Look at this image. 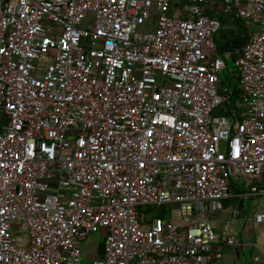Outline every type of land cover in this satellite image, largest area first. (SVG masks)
Here are the masks:
<instances>
[{"label":"built area","instance_id":"obj_1","mask_svg":"<svg viewBox=\"0 0 264 264\" xmlns=\"http://www.w3.org/2000/svg\"><path fill=\"white\" fill-rule=\"evenodd\" d=\"M234 180L264 198V0H0V264H208Z\"/></svg>","mask_w":264,"mask_h":264},{"label":"crops","instance_id":"obj_2","mask_svg":"<svg viewBox=\"0 0 264 264\" xmlns=\"http://www.w3.org/2000/svg\"><path fill=\"white\" fill-rule=\"evenodd\" d=\"M249 33L248 26L237 14L223 19L217 37L226 43V49L222 51L226 60L229 57L234 58L241 51ZM260 200L264 201V198L246 196L239 182H232L231 197L225 201L224 209L209 217L219 239L213 247L212 258L208 264H264V222L256 221V215L260 212H257L259 203L257 206L254 203ZM14 225L17 232L18 222ZM232 235L237 238V243L228 245L226 239ZM18 237L16 235V239ZM101 254L98 252L96 257L102 256Z\"/></svg>","mask_w":264,"mask_h":264},{"label":"rangeland","instance_id":"obj_3","mask_svg":"<svg viewBox=\"0 0 264 264\" xmlns=\"http://www.w3.org/2000/svg\"><path fill=\"white\" fill-rule=\"evenodd\" d=\"M154 14L152 15V17ZM94 17L93 12H88L87 17L82 21L80 27L84 28L88 24H90L92 18ZM151 26L148 28L147 26H140L138 27L139 32L151 30ZM236 64L235 59L232 57L227 58V69L221 74L222 80L226 79L230 72H236ZM256 206L259 203V208L257 209V212L264 213V201L260 200L257 202ZM179 205L177 204H167V205H154V206H146L141 207L139 209V212L141 215H144L147 219L151 220L154 217H162L165 221H177V218L179 216ZM19 222V221H18ZM99 249H101L102 253L104 252V235H94L91 236V238H88L87 241L83 243L82 250L84 251L85 256L83 257L84 262H89L93 257H96V255L99 252ZM94 259V258H93Z\"/></svg>","mask_w":264,"mask_h":264},{"label":"trees","instance_id":"obj_4","mask_svg":"<svg viewBox=\"0 0 264 264\" xmlns=\"http://www.w3.org/2000/svg\"><path fill=\"white\" fill-rule=\"evenodd\" d=\"M240 26L243 27V25L241 23H240ZM243 31H244V34H245V30H243ZM245 36H246V34H245ZM215 39L218 42V44H220L221 50L222 51L225 50L226 49V43L224 41H222V40H219V38L217 36H216ZM237 54H239V53H236V55ZM235 76H236V74H234V76H231L229 74L226 79H223L222 80L223 87H228L233 92V95L231 96V98H230V100H229V102L227 104V106H228V108L230 110L233 109V108H235L236 107V104H237V101L242 98V92L238 89V86H237V78H235ZM143 217L145 219H147L144 215H143ZM96 235H100V234H96ZM99 253L100 254L102 253L101 249H99Z\"/></svg>","mask_w":264,"mask_h":264}]
</instances>
